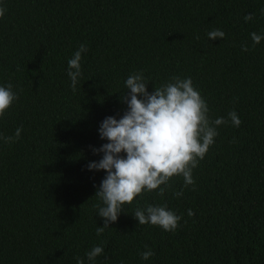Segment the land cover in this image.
I'll list each match as a JSON object with an SVG mask.
<instances>
[{
    "label": "trees",
    "instance_id": "trees-1",
    "mask_svg": "<svg viewBox=\"0 0 264 264\" xmlns=\"http://www.w3.org/2000/svg\"><path fill=\"white\" fill-rule=\"evenodd\" d=\"M0 7V86L11 83L18 97L0 117V135L22 129L14 143L0 139V264H264V39L253 45L250 35L264 36V0ZM214 29L225 37L209 40ZM81 44L88 51L74 91L68 60ZM138 72L149 93L172 76L191 77L210 120L235 111L242 123L217 126L194 185L175 176L163 196L142 192L97 236L104 219L95 193L106 172L87 165L102 159L93 153L108 142L99 126L127 111L124 82ZM164 204L181 217L174 232L133 217L138 207ZM101 244L104 253L89 261L85 253ZM145 245L155 253L148 260Z\"/></svg>",
    "mask_w": 264,
    "mask_h": 264
},
{
    "label": "clouds",
    "instance_id": "clouds-1",
    "mask_svg": "<svg viewBox=\"0 0 264 264\" xmlns=\"http://www.w3.org/2000/svg\"><path fill=\"white\" fill-rule=\"evenodd\" d=\"M6 11L0 7V18L5 16ZM252 19V14L244 17L246 22ZM250 35L253 45L264 39V36L255 32ZM224 37L225 33L219 29L208 33L209 40ZM241 50L248 51L247 44H243ZM87 51V46L81 44L68 60L67 74L74 91L82 76V53ZM124 83L128 93L122 95L121 100L127 104V111L119 120L108 116L101 122L99 136L108 142L99 149H93L94 154L103 153L102 159L87 165L89 170L106 172L95 193L103 206L94 207L104 219L103 227L96 229L97 236L109 227V223L117 221L119 214L124 211L123 205L131 204L142 192L158 190L157 194L163 196L170 187L171 178L175 176L183 177L185 187L194 185L193 169L214 143L218 135L217 126L230 121L232 126L239 127L242 123L235 111L228 113V119L219 117L210 120L207 102L194 87L191 77L172 76L151 93L147 90L148 81L142 72L129 75ZM12 89L11 83L0 86V117L18 98ZM21 132L22 129L17 128L14 136L0 135V139L5 143H14L20 138ZM174 195L182 196L183 191L175 192ZM188 215L193 216L194 213L188 210ZM133 217L140 225L159 226L170 232L177 229L181 220L180 216L167 209L166 204L138 207ZM145 248L148 250L140 255L143 260H148L155 253L147 245ZM103 253L101 244L85 255L94 262ZM77 264H84L83 259L77 258Z\"/></svg>",
    "mask_w": 264,
    "mask_h": 264
}]
</instances>
